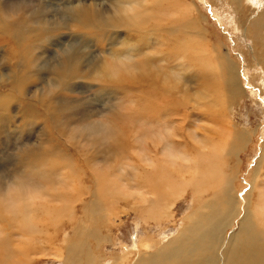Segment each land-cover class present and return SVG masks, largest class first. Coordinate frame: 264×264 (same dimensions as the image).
<instances>
[{
	"label": "rangeland",
	"instance_id": "1",
	"mask_svg": "<svg viewBox=\"0 0 264 264\" xmlns=\"http://www.w3.org/2000/svg\"><path fill=\"white\" fill-rule=\"evenodd\" d=\"M11 4L22 7L12 8ZM0 7L16 12L15 19L0 17V28L5 30L14 21L20 22L0 32V208L3 207L0 264H65L64 251L75 239L76 231L81 228L83 236H88L90 227L100 230L99 226L108 223V218L109 224L105 226L113 229L105 252L108 255L119 254L120 246L136 251L139 241L147 236L166 241L183 224L186 226L194 195L199 202L194 184H188L173 197L166 220L160 223L148 221L141 211L137 212L138 205L129 200L138 192L141 195V190L125 189L121 183L119 187L106 189V200L110 202L104 200L102 205L106 208L102 205L94 210L89 208L90 201L102 196L95 188L104 180L107 182L109 175L149 172L163 163L160 155L145 148L156 140L164 141L159 131L163 130V122L160 126L158 118L148 111L158 105L169 109L166 117L169 136L176 142L165 153L171 164L168 174L174 177L177 164H181L179 168L183 171L190 164L193 157L188 151L184 155L187 140L199 146L203 136L208 135L215 142L222 135L228 136L229 130L237 129L246 137L239 148L233 145L231 136L224 139L225 147L230 143L227 152L235 151L231 158L234 161L231 188L237 190V201V196L242 200L251 189L255 195L264 190V186L256 188L258 191L254 187L260 180L264 183V46L256 37L259 30H264V0L256 3L249 0H0ZM135 11L147 16L145 33L129 23ZM121 20L122 24L118 22ZM10 29L22 32L16 45L3 42ZM181 31L188 40H194L192 51L186 52L184 59L177 52L171 53L172 47L178 45L174 39ZM155 35L164 39L159 42ZM66 43H75L74 53L66 59L49 60ZM12 47L19 60L9 55ZM196 54L202 55V61L213 56L215 63L225 58L219 64L229 66V74L237 76L242 95L228 111L219 113V124L206 117L208 104L211 105L208 101L212 98L208 96L202 109H197L194 93L200 88L185 80L206 74L201 72ZM143 62L147 71L157 77L152 75L158 91L165 93L162 98L153 94L152 89L147 90L144 82L138 88L131 80L138 79L142 69L139 63L143 66ZM208 71L212 74L211 68ZM230 86L231 83L220 89L219 95L225 102L231 96L227 92ZM141 89L149 92L143 100L139 99ZM184 101L187 106H182ZM143 108L146 112L138 119ZM202 142L208 140L203 138ZM128 158L130 164L136 165L121 171L116 160L124 164ZM95 170L101 171L105 178H97ZM14 176L19 179L13 181ZM183 176L188 178L187 174ZM10 181L16 190L4 197ZM87 189L90 193L86 195ZM213 189L214 186L209 187L204 201ZM32 193L36 198L28 199ZM117 197L119 201L113 202ZM22 201L30 205L27 220L33 219L31 231L23 230L24 234L18 226L25 224L19 225L20 216H14ZM109 210H114V216L110 217ZM91 214L95 216L94 224L90 221ZM237 221L223 232V247L229 246L237 232ZM100 232L101 236L105 235L102 228ZM207 232L205 229L204 233ZM198 241L202 246L210 242L205 238ZM94 242L91 244L96 246ZM92 248L99 260L103 249ZM56 250H60L62 258L53 255L58 253Z\"/></svg>",
	"mask_w": 264,
	"mask_h": 264
},
{
	"label": "bare ground",
	"instance_id": "2",
	"mask_svg": "<svg viewBox=\"0 0 264 264\" xmlns=\"http://www.w3.org/2000/svg\"><path fill=\"white\" fill-rule=\"evenodd\" d=\"M133 1H135V0H133ZM259 1L260 0H249L250 3H256ZM135 5H136V3H135ZM11 6H12V8H15V7L21 8L22 7L21 5H12V4H11ZM260 10L262 11L263 9H260ZM262 14L263 13H261L260 15H262ZM133 15L134 16L132 18V22H130V20H129V23L130 24L132 23L133 25L139 27L141 30L142 29L144 30V28L147 27L144 24V19L147 17V16H145L146 14L144 15L141 12L135 11L133 13ZM154 15H155V13H154ZM150 16H152V15H150ZM261 17H263V16H261ZM122 20L118 21V22L119 23L121 22V24H122V22H123ZM18 23H20V22H18V20L16 22L14 21L5 30L0 28V32L6 31L9 28L14 27L15 24H18ZM102 24L104 25L105 22H103ZM81 27H83V26H81ZM124 27H126V25H124ZM179 29H180V27H179ZM143 32L145 33V30ZM164 33H166V32H164ZM5 34L6 35H4V37H3V42L7 45L8 44H13V45L15 44L16 45V43L18 41H20L19 39L21 38V36H23L22 32L13 31L12 29H10ZM149 35H151V33ZM155 37H156V35L154 36V39H155ZM256 37L259 38L261 44L264 46V30H259ZM150 39H148V41H150ZM156 39L159 42H161L164 38L157 35ZM142 40L144 41V37ZM174 41L177 42L178 45L172 47L171 53L177 52V53H179V55L181 54L180 55L181 59H184L185 57H187V55H185V53L187 52L189 54L192 51V48L194 47V45H193L194 40H188L184 36V32H182L180 35H178L177 38L174 39ZM124 42H125V40H124ZM126 42H125V44H127V43L129 44V42H127V43ZM12 48H13V50L9 55H11V57L14 56L15 58H18V60H19V57H18L19 55L15 54V50H14L15 47H12ZM18 48H19V46H18ZM156 54H158V53H156ZM164 54L167 55L166 53H164ZM194 57L198 61L199 68L201 69V72L202 73L206 72L207 75L204 74L198 78H195L197 75H193V76H190L189 78H186L185 80H186V82L187 81L194 82L200 88V90L198 92L196 91L194 93L195 94V102L197 103L196 104L197 109H199V108L202 109L203 103L206 102V100L208 101V99H209L208 96H210V98H212V99H210L211 101H208V102H210L211 105L208 104V107L206 110L207 111L206 117L210 122L216 123L219 121V119H218L219 113L223 112V114H224V112L228 111V109L231 108L235 104V101H237V99L240 98L242 95V94H240L241 91H240V88L238 87V84L236 82L237 76L234 74H229V72H228L229 66L223 67V64H219V63H221V61L223 63L226 60L225 58H224L225 60L219 58L216 60L218 63H215V59L213 56H210L208 61H202L203 60L202 55H199V54H196ZM192 58H193V56H192ZM160 60H163V59H160ZM147 62H149V61H147ZM227 63H228V61H227ZM228 65L231 66V64H229V63H228ZM139 67L140 68L142 67L141 72H140V76L138 77V79L132 78L131 80L134 81V84L136 83L138 88H140V86H141L140 84H142L144 82V84H146V86H147L146 87L147 90L152 89L153 94L156 93V95H158L162 98V95L165 93H164V91H158L157 83L154 80V78H155V76L153 75L154 72L152 74H150L147 71L148 67L146 66L145 62H143V66H142V63H139ZM210 68H211L212 74H210V72L208 71ZM160 71H161V69H160ZM126 72H128V71L126 70ZM126 72H122V73L125 74ZM119 75H121V73ZM152 75L154 78L152 77ZM121 77H122V80L123 79L125 80L124 76H121ZM192 78L193 79L195 78L194 81H191ZM229 83L232 84V87L230 86V88H229L230 91H227V92H230L231 96L225 102V100L220 97L219 93L221 92L220 89L221 88L224 89L225 86L228 87ZM13 85L16 87V84H13ZM189 90H190V88H189ZM262 91H263L262 94H264V84H263ZM139 92L141 94L139 99H141V100L145 99L146 96L149 94V92H145V89H141V91H139ZM184 92H185V90H184ZM223 95L224 94H222V96ZM159 99H158V101H159ZM158 101H157V103H158ZM184 102H182V106L186 105V102L185 103ZM168 110L169 109L163 108L161 105L155 106V108L152 110H148V111L153 112V116H155L156 119L158 118L159 121H157V122H159L158 124L160 126H162V122H163V125H164L163 130L160 129L159 131H161L160 136L164 139V141L161 140L162 142H159V140L158 141L156 140L155 142H151L152 145H148V147L146 145L145 148L147 149L146 150L147 152L148 151L155 152V153H157L156 156L160 155L161 161L163 163H159L157 168H155L154 170L149 171V172H144V173H138L137 172V174H136V172H133L132 174L127 173V172H125V174H120L119 172H115L116 176H115V174L109 175V176L107 175L108 177H110L109 179L107 178L108 181L106 182L104 180L102 184L98 185L95 188L98 191V193H100L102 195L101 198L90 201L89 202L90 203L89 208L93 209V208H96L97 205H102L104 200H106V195H107L106 189L109 188L110 186L115 187V188L119 187L118 184L121 183L122 186L126 187L125 189L135 188L134 190H136V191L141 190V195L138 192V195L136 194L137 196H133L129 200L131 201V203L133 202L135 205H138L136 207L137 212L141 211L142 215L146 216V219H148V221L152 220L156 223H160V221L162 222L163 220H166L165 219V217L167 216L166 213L170 209L168 204L171 203L173 197L176 194H178L181 189H184L185 186H187L188 184H194V186H195L194 191L198 195L199 202H197V198L194 195L193 196V203H192L191 208L189 210V212L191 211V213H189L187 215L188 218L186 220V226L183 224L181 226L180 230L177 232V234L172 236V237L169 236L170 238L168 237V239L166 241H162L160 239L157 240L154 237L147 236L146 238L141 239L139 241L138 248H136V251H134L135 249L129 250V249H126V248L120 246L119 249L121 252L119 254H113V255H108L107 253H105L108 250L107 245H109L108 243H109L110 236H112V231H113V229H111L112 226L111 227H110V225L105 226V224L107 223V222H105L103 224V226H99L100 230H96L95 228L93 229V227H90V228H92V231H89L90 234L88 236H83V232L80 231L81 230V228H80L75 233V239L74 238H73V240L71 239L72 243L69 246H67L65 251H64V255H63L64 258L63 259H64L65 264H264V190L258 191L259 189H256V188H259V187L261 188L262 186H264V183L262 180H260V183H256L254 185L255 190L258 191L257 195H255L256 193H254V190L251 189L247 192V194L244 196V198L242 200H241V198L239 199V197L237 196L238 201L236 199V195L238 194L237 190L235 191L231 188L232 176H233L232 171H233V166H234V161L231 158H233L232 156L235 155V151L230 150L227 152L230 143H228L227 146L225 147L226 142L224 139L227 140L228 139L227 137L231 136V138H232L231 141H234L233 145L235 147L239 148V145L242 144L246 139V137H244V133L237 131V129L236 130H229L228 136L225 137L224 135H222L223 138L220 137V139H218L215 142H213L211 139H208L207 138L208 135L203 136V138H205V140L206 139L208 140V143L203 144V142H202L203 138H202V140L200 142L201 144L199 143V146H195V144L194 145L192 144L193 141L191 142V141L187 140L186 144H188V146L184 147V155H186L185 152L188 151V154L191 155L193 158L190 160L191 162L188 165V167L187 166L185 167L184 171L182 170V168H179V166H181V164H177L178 167L174 171L175 175H174V177H172L171 174H168V169H169L171 164H170L168 156H165V153L168 150H170V148H172V145L176 142H174L173 137L169 136L168 122L166 121V117H167L168 112H169ZM144 112H146V110H144V108H143V110H141V112L138 114L139 115L138 119L143 118ZM134 118H136V117H134ZM188 121H190V120H188ZM191 121H193V120H191ZM181 123H183V122H181ZM146 124H147V122H146ZM216 124H219V122ZM153 125H155V124H153ZM159 128L160 127H158V129ZM195 130H196V128H195ZM211 135H212V133H211ZM209 137H210V135H209ZM137 138H139V137H137ZM181 138H183V137H181ZM142 139H143V137H142ZM192 140H194V139H192ZM136 144H137V142H136ZM124 147H125V145H124ZM166 155H167V153H166ZM129 159L130 158L126 159L128 162L127 163L125 162L124 164H118V162L116 160L117 167L121 171H122V169L129 168V166H131V165H132V167H134L136 164L133 163L132 161H131L132 164H130ZM125 166H128V167H125ZM169 171H170V169H169ZM44 172H46V171H44ZM52 172H54V171L52 170ZM94 173H95V176L97 178H100V179L105 178L104 176H106V175H103L101 173V171L95 170ZM44 174H47V173H44ZM176 174H178V175H176ZM184 174H187L188 178H184V176H183ZM177 176H179L178 179H177ZM37 177H38V175H37ZM113 177H115V179ZM39 181H42V180H39ZM52 181H54V179H52ZM83 181H85V180H83ZM42 183H45V181ZM46 183H47V181H46ZM251 184L253 185V182ZM53 185H55V183ZM212 186H214L213 192L211 193L209 198L206 201H204L203 197L207 196V194L210 192L209 187H212ZM115 190L113 189V191H115ZM120 190H122V189H120ZM119 192L121 193V191H119ZM88 193H90V190L87 189L85 194L87 195ZM130 193H131V191H130ZM109 195H108V197H109ZM124 195H125V193H124ZM149 195L151 198L147 197ZM80 198H81V196H80ZM119 198L120 197H117L115 200H113V202H118ZM64 200H67L66 197L64 198ZM129 200H127V201L129 202ZM80 201H81V199H80ZM106 201L109 202V200H106ZM197 205L199 206L198 208H197ZM102 206H104V205H102ZM82 207H84V205ZM0 209H3V207ZM5 209H6V206H5ZM29 209H30L29 203L26 201H22L21 204L17 206L16 212H15L16 215H14V216H20L21 222L19 225L25 224L26 228L23 226H18V228L20 230L19 232H21L23 234H24V231L30 232L31 231L30 227L33 226L31 221H30L33 219L27 220V219H29L28 214L31 211V209L30 210ZM32 209H33V207H32ZM113 212H114V210L113 211L109 210V214H111L110 217L114 216ZM30 214H32V212ZM104 214H106V213H104ZM93 215L91 214V218H90V221L92 223H93L94 217H95ZM105 218H106V216H105ZM108 219H107V221H108L107 224H109ZM236 219H238V221H237L238 227H237V230H235L237 232L232 236L229 246L227 248L223 247V245H221L222 234L224 231H228V229H230L232 227V225L234 224V221ZM95 221L97 222V219ZM152 221H151V223H152ZM98 223H99V220H98ZM146 223H148V222H146ZM83 225H84V223H82L80 226H83ZM101 228L105 231V235L103 234L104 236L100 235L101 234V232H100ZM205 229L208 230L207 233H204ZM106 233L108 235H106ZM85 234H86V232H85ZM226 234H227V232H225L224 237L226 236ZM201 238H205L206 240H208L210 242L209 243L205 242V244L202 246L198 241ZM88 239H91V240H88ZM92 241L96 242V244H95L96 246H94V244H91ZM92 247H97L99 249H103L104 254L101 255L99 260H98V258H97ZM19 251H20V249H19ZM56 251H58V253L57 254L54 253L53 255H55L58 258H62V253L60 252V250H56ZM100 253L101 252H99V254ZM215 256H216V258H215ZM96 260H98V261L96 262ZM0 263H2V260H0Z\"/></svg>",
	"mask_w": 264,
	"mask_h": 264
},
{
	"label": "clouds",
	"instance_id": "3",
	"mask_svg": "<svg viewBox=\"0 0 264 264\" xmlns=\"http://www.w3.org/2000/svg\"><path fill=\"white\" fill-rule=\"evenodd\" d=\"M0 17H3L5 19H15L16 18V12L12 11L11 9H3L2 7H0ZM75 43H66L63 48H57L55 50V54L49 58V60H53L57 57L61 58V59H66L68 57H70L73 53H74V49H72V45ZM19 177H13L12 180L16 181L18 180ZM16 190V185L13 184L11 181L8 184V188L7 190L3 193L4 197L7 196H11ZM36 195L35 194H31L29 196V199H35Z\"/></svg>",
	"mask_w": 264,
	"mask_h": 264
}]
</instances>
